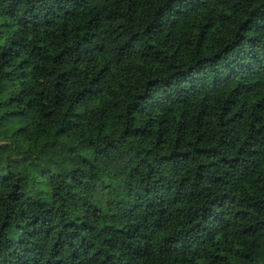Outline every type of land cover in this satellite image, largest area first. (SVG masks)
Here are the masks:
<instances>
[{
    "label": "trees",
    "instance_id": "16d2710c",
    "mask_svg": "<svg viewBox=\"0 0 264 264\" xmlns=\"http://www.w3.org/2000/svg\"><path fill=\"white\" fill-rule=\"evenodd\" d=\"M0 264H264V0H0Z\"/></svg>",
    "mask_w": 264,
    "mask_h": 264
}]
</instances>
